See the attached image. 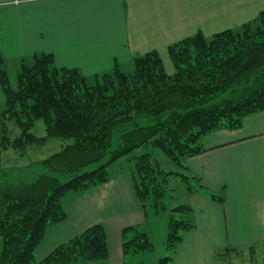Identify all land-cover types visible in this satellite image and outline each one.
<instances>
[{"label":"trees","instance_id":"obj_1","mask_svg":"<svg viewBox=\"0 0 264 264\" xmlns=\"http://www.w3.org/2000/svg\"><path fill=\"white\" fill-rule=\"evenodd\" d=\"M174 73L169 74L157 51L135 60L134 71L119 68L96 77L95 84L76 68H59L52 54L23 61L18 88L11 87L0 59V85L6 107L0 110V264H110L107 233L95 225L61 245L43 261L36 250L46 231L64 221L63 199L107 183L113 167L131 161L136 192L146 209L160 214L165 207L168 175L186 182L189 193L225 203L208 192L200 179L166 172L152 153L133 156L141 147L161 149L188 172L186 159L202 153L205 135L239 129L243 120L264 111V11L239 30L211 38L202 32L168 49ZM45 122L46 135L33 133ZM19 134L13 137L9 123ZM51 139L60 151L23 166L9 164L8 154L23 159ZM189 173V172H188ZM166 241L173 261L184 234L193 228L190 207L171 210ZM154 244L137 227L123 230L124 264H145ZM219 251L218 256H223ZM134 261V262H132Z\"/></svg>","mask_w":264,"mask_h":264},{"label":"crops","instance_id":"obj_2","mask_svg":"<svg viewBox=\"0 0 264 264\" xmlns=\"http://www.w3.org/2000/svg\"><path fill=\"white\" fill-rule=\"evenodd\" d=\"M263 11L264 0H0V59L6 67L19 66L52 54L57 67L96 79L115 68L126 72L157 51L173 74L171 45L198 32L211 38L239 30ZM202 148L185 166L225 203L187 192L180 205L190 207L193 228L168 264H225L231 252L255 255L264 245V111L247 116L239 129L208 133ZM131 167L120 163L107 183L69 192L63 199L66 219L46 231L36 259L99 224L107 233L110 264H124L128 227L146 233L155 246L161 234L138 198Z\"/></svg>","mask_w":264,"mask_h":264},{"label":"rangeland","instance_id":"obj_3","mask_svg":"<svg viewBox=\"0 0 264 264\" xmlns=\"http://www.w3.org/2000/svg\"><path fill=\"white\" fill-rule=\"evenodd\" d=\"M31 63V61H29ZM20 66L15 64H10L8 67L5 66L8 72V78L13 89L18 88V72L20 70ZM126 73H132L134 68H128L125 70ZM88 83L90 85L95 84V79L90 77L88 79ZM6 107V94L4 92L3 87L0 85V110H4ZM9 127L12 133V136L15 137L19 134L15 124L13 121H10ZM33 133H35L39 137H43L46 135V128L45 122L43 120H39L36 122L35 127L33 128ZM63 142L59 139H51L48 143L44 146H41L38 149H34L30 152L29 156L26 158H19L17 160V156L13 154H8L5 158H10L9 164H16L18 166H23L25 164H29L33 161L42 160L48 158L53 153H56L61 150ZM144 153H152L153 156L157 159L158 163L162 170L166 172H177L182 173L183 175L190 177V179H186L192 186H196L197 182L193 179V176L188 172L184 171L177 165H175L166 155L165 153L152 145H148L146 147H141L135 151L133 156H140ZM123 164L126 166H130L132 163L131 161L122 160ZM187 183L182 180V177L170 174L168 175V185L167 187V194L163 199L164 205L166 208L160 213L156 214L154 208H148L150 219H154L151 222V225H154L156 228H159V232L161 237H156V245L155 250L153 252L148 253L145 258V264H159L160 260L169 256L171 252L167 249L166 241L168 239V225L169 220L171 218V214L173 213L171 210L174 207L181 206L180 204L184 203L185 196L187 195ZM165 226V230H164ZM165 234V237H163ZM2 239H0V250L2 246ZM255 255L251 254L249 251L246 250H239L236 253L231 252L229 254V258L225 261V264H264V245H258L256 247ZM149 255V256H148ZM134 262V261H132ZM135 264V263H134Z\"/></svg>","mask_w":264,"mask_h":264}]
</instances>
